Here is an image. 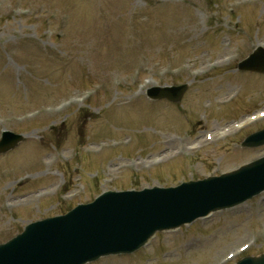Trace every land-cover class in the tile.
Returning <instances> with one entry per match:
<instances>
[{
    "label": "rangeland",
    "instance_id": "obj_1",
    "mask_svg": "<svg viewBox=\"0 0 264 264\" xmlns=\"http://www.w3.org/2000/svg\"><path fill=\"white\" fill-rule=\"evenodd\" d=\"M261 43L264 0H0V137L25 136L0 166L31 164L0 176V243L65 208L60 196L36 200L51 188L78 191L71 206L113 188L220 176L263 157L264 147L237 144L264 119L225 141L212 134L264 111V76L237 72ZM179 83L190 85L180 105L145 95ZM126 140L129 148H114ZM68 177L72 189L63 186ZM139 254L95 264H235L264 254V194L158 233Z\"/></svg>",
    "mask_w": 264,
    "mask_h": 264
},
{
    "label": "water",
    "instance_id": "obj_2",
    "mask_svg": "<svg viewBox=\"0 0 264 264\" xmlns=\"http://www.w3.org/2000/svg\"><path fill=\"white\" fill-rule=\"evenodd\" d=\"M243 69L264 71V51L254 55ZM185 89H158L153 98L180 101ZM21 139L8 136L0 151L15 147ZM244 145H264V131ZM263 190L264 159L221 178L111 195L68 217L28 228L23 237L0 247V264H85L101 255L131 253L146 245L157 231L180 228L211 212L243 203ZM47 230L52 234L45 233ZM238 264H264V256Z\"/></svg>",
    "mask_w": 264,
    "mask_h": 264
},
{
    "label": "bare ground",
    "instance_id": "obj_3",
    "mask_svg": "<svg viewBox=\"0 0 264 264\" xmlns=\"http://www.w3.org/2000/svg\"><path fill=\"white\" fill-rule=\"evenodd\" d=\"M185 147H186L185 143L183 142H181V144L178 143V149L183 150V149H186Z\"/></svg>",
    "mask_w": 264,
    "mask_h": 264
}]
</instances>
